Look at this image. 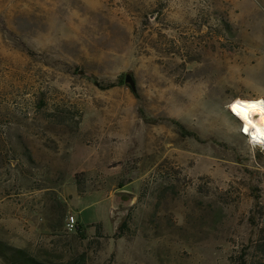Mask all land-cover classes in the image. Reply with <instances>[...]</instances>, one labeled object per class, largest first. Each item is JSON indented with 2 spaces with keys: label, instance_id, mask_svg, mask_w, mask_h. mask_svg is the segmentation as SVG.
<instances>
[{
  "label": "rangeland",
  "instance_id": "obj_1",
  "mask_svg": "<svg viewBox=\"0 0 264 264\" xmlns=\"http://www.w3.org/2000/svg\"><path fill=\"white\" fill-rule=\"evenodd\" d=\"M236 98L264 99V0H0V242L264 264V149Z\"/></svg>",
  "mask_w": 264,
  "mask_h": 264
},
{
  "label": "bare ground",
  "instance_id": "obj_2",
  "mask_svg": "<svg viewBox=\"0 0 264 264\" xmlns=\"http://www.w3.org/2000/svg\"><path fill=\"white\" fill-rule=\"evenodd\" d=\"M230 106L237 112L241 125H245L246 129H255L256 133L264 130L263 98H236L230 102L228 109Z\"/></svg>",
  "mask_w": 264,
  "mask_h": 264
},
{
  "label": "trees",
  "instance_id": "obj_3",
  "mask_svg": "<svg viewBox=\"0 0 264 264\" xmlns=\"http://www.w3.org/2000/svg\"><path fill=\"white\" fill-rule=\"evenodd\" d=\"M97 227L99 235H102L101 225L98 224ZM0 255L9 264H54L49 261L40 260L24 249L11 247L3 242H0ZM62 264H85V256L82 254L79 258L70 259Z\"/></svg>",
  "mask_w": 264,
  "mask_h": 264
},
{
  "label": "built area",
  "instance_id": "obj_4",
  "mask_svg": "<svg viewBox=\"0 0 264 264\" xmlns=\"http://www.w3.org/2000/svg\"><path fill=\"white\" fill-rule=\"evenodd\" d=\"M229 106V104H228ZM227 106V107H228ZM229 114L234 117L239 122L238 132L239 134L245 138L247 143L255 148L264 149V130L256 133L255 129H246L245 125H241L240 119L238 118V114L233 108L230 106L228 109ZM66 227L71 231L76 229V223L74 216H71L66 221Z\"/></svg>",
  "mask_w": 264,
  "mask_h": 264
},
{
  "label": "water",
  "instance_id": "obj_5",
  "mask_svg": "<svg viewBox=\"0 0 264 264\" xmlns=\"http://www.w3.org/2000/svg\"><path fill=\"white\" fill-rule=\"evenodd\" d=\"M127 81H128V83L130 84V87H131L132 89H135L134 81H133V79H132L130 76H127Z\"/></svg>",
  "mask_w": 264,
  "mask_h": 264
},
{
  "label": "snow or ice",
  "instance_id": "obj_6",
  "mask_svg": "<svg viewBox=\"0 0 264 264\" xmlns=\"http://www.w3.org/2000/svg\"><path fill=\"white\" fill-rule=\"evenodd\" d=\"M235 107V106H234Z\"/></svg>",
  "mask_w": 264,
  "mask_h": 264
}]
</instances>
